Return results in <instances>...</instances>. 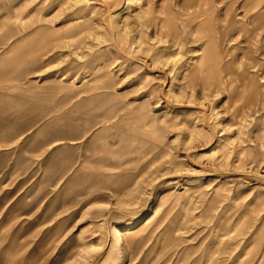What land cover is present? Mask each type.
<instances>
[{
	"label": "rangeland",
	"instance_id": "obj_1",
	"mask_svg": "<svg viewBox=\"0 0 264 264\" xmlns=\"http://www.w3.org/2000/svg\"><path fill=\"white\" fill-rule=\"evenodd\" d=\"M263 4L0 0V264H264Z\"/></svg>",
	"mask_w": 264,
	"mask_h": 264
},
{
	"label": "crops",
	"instance_id": "obj_2",
	"mask_svg": "<svg viewBox=\"0 0 264 264\" xmlns=\"http://www.w3.org/2000/svg\"><path fill=\"white\" fill-rule=\"evenodd\" d=\"M251 2L253 4H256V3H264V0H251ZM253 17L254 18H257V19H264V4L262 6V8L258 9L254 14H253Z\"/></svg>",
	"mask_w": 264,
	"mask_h": 264
},
{
	"label": "bare ground",
	"instance_id": "obj_3",
	"mask_svg": "<svg viewBox=\"0 0 264 264\" xmlns=\"http://www.w3.org/2000/svg\"><path fill=\"white\" fill-rule=\"evenodd\" d=\"M146 220V219H145ZM142 227H143V225H142Z\"/></svg>",
	"mask_w": 264,
	"mask_h": 264
}]
</instances>
